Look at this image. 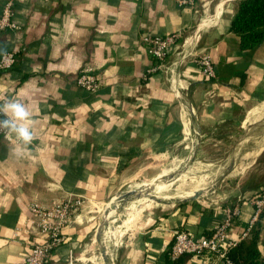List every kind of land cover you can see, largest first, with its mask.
I'll use <instances>...</instances> for the list:
<instances>
[{"label":"crops","instance_id":"0c3cea01","mask_svg":"<svg viewBox=\"0 0 264 264\" xmlns=\"http://www.w3.org/2000/svg\"><path fill=\"white\" fill-rule=\"evenodd\" d=\"M179 1L17 0L19 29L0 32V56L12 50L19 56L11 70L0 71V104L26 105L33 140L11 145L0 137V264L25 263L29 248L13 240V231L35 221L32 205L82 200L78 218L64 230L66 242L46 262L60 264L86 239L87 215L134 182L148 163L183 155L236 161L233 153L221 158L214 152L235 144V130L243 131L248 112L264 103V47L252 54L239 50L230 31L239 0H191L192 7ZM143 34L178 35L158 69ZM203 54L211 57L215 78L198 70ZM84 68L102 79L95 94L76 84ZM251 188L150 212L124 234L108 264H217L206 257L171 260L173 235L209 236L225 210L237 205L229 236L239 241L254 213L257 193ZM259 223L264 256V218Z\"/></svg>","mask_w":264,"mask_h":264},{"label":"built area","instance_id":"2783aa9c","mask_svg":"<svg viewBox=\"0 0 264 264\" xmlns=\"http://www.w3.org/2000/svg\"><path fill=\"white\" fill-rule=\"evenodd\" d=\"M16 2L17 0H4L0 14V32H16L19 29L14 18ZM178 4L192 7L193 1L182 0ZM177 38L176 34L166 36L143 34L141 36L140 40L145 45L147 54L157 62L156 69L167 59ZM18 57V52L15 50L2 53L0 71L11 70L17 63ZM196 65L205 79L215 78V70L208 54L200 55L196 59ZM76 84L87 93L95 94L100 90L103 82L92 69L84 68L78 73ZM4 118V115L0 113V119ZM0 137L11 145L22 143L14 133L9 134L6 129H0ZM82 204L80 199L67 198L49 208L37 205L29 207L30 214L35 218V221L30 222L29 227L16 226L13 231V240L23 241L29 248L24 264H46L50 253L66 242L64 230L78 218ZM253 206L252 219L245 231L242 232L239 241L233 240L229 236L239 214L238 206L234 205L225 210L222 221L213 227L209 236L195 237L184 230L176 231L173 235L172 245L168 250L169 258L174 261L183 256L206 257L214 258L217 264H234L228 259V254L247 238L251 228L258 221L264 208V192L254 197ZM30 236H33V239H29ZM36 238H41L43 241L36 242ZM71 254L72 251L69 252V255Z\"/></svg>","mask_w":264,"mask_h":264},{"label":"rangeland","instance_id":"374dc122","mask_svg":"<svg viewBox=\"0 0 264 264\" xmlns=\"http://www.w3.org/2000/svg\"><path fill=\"white\" fill-rule=\"evenodd\" d=\"M254 111L256 112V116L253 119L252 127L246 136L245 130L243 129L242 131L238 128L235 130V144L220 147V149L215 152L212 151L215 153L216 157L219 155L221 158L227 153L229 154L226 157L234 155L231 157H234L236 161L208 162L197 160L195 157L194 159L189 157V159L183 155L181 158L175 157L168 160L151 162L146 165V171L141 176L136 178L134 182L123 188V191L131 189L134 190L137 186L147 184L159 175H163L164 180L168 179L172 175H175L186 169L187 174L184 175L186 176L185 179L187 180V183H189L188 177H198L202 174L205 176L209 172L205 177L203 176L205 185L203 184L202 188H205V191L197 195V201L201 203H210L211 200L219 199V197L227 195L234 188L235 190L241 191L243 186H259V189H256L257 191H255L257 194H262V187L264 186V103L256 106ZM261 124H263V127ZM213 156L214 155L212 154V156L208 157L212 159ZM223 172H227L225 173L227 175L224 176ZM241 177H243V179H241ZM239 180H241V182H239ZM236 186H238L237 189ZM168 191L170 194L180 193L181 190L179 188V181H175L174 184L170 186ZM113 197H110L108 201L103 203V205H100L97 209H94L93 212H91V215H87L88 222H85V224H88L90 221L92 222L91 226L89 227L86 239L82 243L81 247L76 250L77 252L73 251L71 255L68 254L66 260L60 264H100V262H103V264H108V262H106L103 258L102 252L95 241V234L98 227L103 222L105 214L107 215L106 212L108 209H106V207ZM176 203L178 202L161 205L153 204L145 208L141 213H139L138 217L133 220V222H131L132 224H129L128 229L125 228V226L118 227L120 220L125 218L123 215L120 216V219H116V222H111L108 224V226L104 228L102 235V244L104 247L105 245L107 246L108 254L112 255L116 244L117 246L120 244L119 242H121L124 234L128 233L131 228L138 224L137 220H143L150 212H153L155 209H166L167 207L175 206ZM109 217V220L107 219L108 221H110L112 217L114 218V215L110 218ZM117 237H119V239Z\"/></svg>","mask_w":264,"mask_h":264},{"label":"trees","instance_id":"16d2710c","mask_svg":"<svg viewBox=\"0 0 264 264\" xmlns=\"http://www.w3.org/2000/svg\"><path fill=\"white\" fill-rule=\"evenodd\" d=\"M230 31L238 37L239 50L246 51L248 53L251 52L252 54V52L263 48L264 0L236 1L234 5V17L230 24ZM250 188L255 191L256 189H259V186H250ZM262 190L264 192V186L262 187ZM263 218L264 208L258 218V221L248 233L247 238L229 252L228 259L232 263L264 264V256L261 255V252L258 249L261 234L259 220H262Z\"/></svg>","mask_w":264,"mask_h":264},{"label":"bare ground","instance_id":"6f19581e","mask_svg":"<svg viewBox=\"0 0 264 264\" xmlns=\"http://www.w3.org/2000/svg\"><path fill=\"white\" fill-rule=\"evenodd\" d=\"M255 107V106H254ZM255 109H252L248 112L247 116H246V119H244V123H243V129L245 130V136L248 134V132L250 131L251 127H252V121L253 119L255 118L256 116V112L254 111ZM184 111V110H183ZM187 115V114H186ZM188 117V116H187ZM264 117V116H263ZM257 121V120H256ZM261 126L263 127V124H261ZM184 127V126H183ZM192 131V130H191ZM190 138V137H189ZM183 140V139H182ZM215 164V163H214ZM209 171V170H208ZM223 171V170H222ZM203 172V171H201ZM193 173V172H192ZM209 173V172H208ZM207 173V174H208ZM224 173V172H223ZM194 174V173H193ZM206 174V175H207ZM199 175V174H198ZM205 175V176H206ZM212 175V174H211ZM219 175V174H218ZM174 176V175H173ZM204 174L196 177V176H191V177H188V182L187 183V180L185 179L186 176L185 175H180V176H177L173 179H170L168 181H165L163 179V175H159V176H156L151 182H148L147 184H143V185H140V186H137L135 188V190H140L139 192H144V191H147L149 192L148 196L145 197V198H140V199H137L135 201H129L128 203H126L125 205H122L121 202H118V204H116L115 208L113 209L116 201H118V197L117 195H115V197L111 200V205L110 207H106V209L109 208V210H107V215L105 214V218L106 221H108V217L110 216H113L114 215V218L112 217V219L110 221H108V223H106L108 226V224H110L111 222H116V219H120V216L123 215L125 218L120 220L119 222V225L118 227H121V226H125V228L128 229V226L131 222H133V220H135L139 213H141L145 208L153 205V204H159L158 202H156L155 200H162V202H164L163 204L165 203H170L171 201H173L172 203L174 202H178L184 198H186L185 196H187V198L189 197H193V196H197L198 195V192L202 189V186L205 182L204 180ZM203 177V178H202ZM190 178V179H189ZM175 181H179V188L181 190L180 193L178 194H170V192L168 191L170 186L172 184H174ZM205 185V184H204ZM202 193L204 191H201ZM163 193V194H161ZM180 195V196H178ZM185 195V196H184ZM179 197V200L178 201H175L177 200ZM161 205V204H160ZM122 207V208H121ZM113 209V210H112ZM154 210V209H153ZM156 210V209H155ZM154 210V211H155ZM109 217V218H110ZM108 219V220H107ZM132 224V223H131ZM105 226V227H106ZM117 226V225H116ZM112 227V226H111ZM116 228V227H115ZM104 231V230H103ZM115 231V230H114ZM110 232V231H109ZM113 233V231H112ZM120 233V232H119ZM111 234V232H110ZM113 235V234H112ZM111 236V235H109ZM114 236V235H113ZM117 236V235H116ZM119 239V237H117ZM93 240V239H92ZM108 240V239H106ZM120 241V240H118ZM118 243V242H117ZM120 243V242H119ZM101 244H102V240H101ZM120 245V244H119ZM95 246V245H93ZM117 246V244H116ZM97 247V246H96ZM102 247H103V258L109 260L111 259V255L108 254V248L107 246L105 245V247L103 246L102 244ZM93 248V247H92ZM98 253V252H97ZM109 257V258H108ZM98 261V260H97ZM103 261V260H102ZM100 264H103V262H100Z\"/></svg>","mask_w":264,"mask_h":264},{"label":"clouds","instance_id":"9594fccd","mask_svg":"<svg viewBox=\"0 0 264 264\" xmlns=\"http://www.w3.org/2000/svg\"><path fill=\"white\" fill-rule=\"evenodd\" d=\"M0 129H6L9 134H15L19 141L29 144L33 140L31 113L26 105L18 100H6L0 104Z\"/></svg>","mask_w":264,"mask_h":264},{"label":"water","instance_id":"95a60500","mask_svg":"<svg viewBox=\"0 0 264 264\" xmlns=\"http://www.w3.org/2000/svg\"><path fill=\"white\" fill-rule=\"evenodd\" d=\"M227 172H225V173H227ZM225 173H224V176L227 175ZM184 174H187V170L186 169L183 170V171H180L179 173L175 174L174 176L172 175L168 179H165V181H168L170 179H173V178H175L177 176L184 175ZM139 191L140 190H135V189L134 190H132V189L131 190H125V191H122L119 194H117V197H118L119 201L121 202V204L125 205L129 201H135V200L140 199V198H145L149 194V192H147V191H144V192H139ZM195 199H197V196L185 198V199H182V200H180L178 202L192 201V200H195ZM158 201H159L158 202L159 204H163L164 203V202H162L160 200H158ZM165 204H169V203H165ZM106 223H107L106 219H103V222L100 224V226L98 227V229L96 231V234H95V241L98 244V247L100 248V250L102 252V255H103V248H102L101 240L103 239L102 235H103V230H104V228L106 226ZM105 261L108 262V260L106 258H105Z\"/></svg>","mask_w":264,"mask_h":264}]
</instances>
